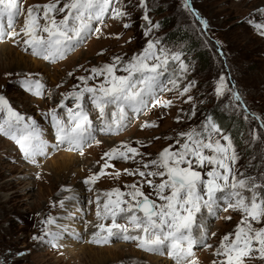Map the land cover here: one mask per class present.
<instances>
[{
  "label": "rangeland",
  "instance_id": "obj_1",
  "mask_svg": "<svg viewBox=\"0 0 264 264\" xmlns=\"http://www.w3.org/2000/svg\"><path fill=\"white\" fill-rule=\"evenodd\" d=\"M48 2L22 0V7L26 12L30 6ZM184 3L185 0H122L120 6L128 16L123 19L106 18L103 24L94 25L100 27L99 33L91 34L55 61L37 57L31 50L25 51L24 45L18 42L19 38L16 41L0 39V45L6 44L12 50L0 51V95L8 100L15 111L35 119L42 140L57 147L36 156L35 162H31L24 158L10 136L0 133V264H80L78 256L86 257L84 262L89 264V259H96L98 255L85 253L89 251V246H93L90 250H99L100 255L108 256L119 244H127L128 247L119 245L120 257L117 260L109 259L107 264H154L155 261L176 264L168 256L167 249L159 253L148 252L138 247L135 241L116 237H112L107 244L92 243L93 236L88 237L87 241L86 237L79 240L81 242L77 245L86 247L84 251H76L77 257L71 256L59 242L52 245L46 242L47 238L45 241L33 239L43 235L42 221L48 216L61 217L57 222L60 224L71 219V210L67 206L73 201L70 200L71 194L84 199L82 205L77 206H84L81 218L85 224L95 221L96 225L102 222L96 218L95 198L98 194L102 197V204L105 192L116 188L128 191L126 186L133 183L139 186L143 178L128 175L125 170L134 171L140 165L132 160H109L105 157L106 152L121 144L139 149L141 156H137V161L141 158L148 161L170 145H175V151L179 148L176 141L184 142L180 133L199 130L203 122L211 117L222 133L232 140L238 157L234 165L237 174L264 179V128L260 127L264 122V34L256 27L257 24H264V0H189V4L195 6V11L207 22L206 29L184 7ZM145 14L153 25H159L158 28L153 27L149 35H145L148 28L143 19ZM23 24L24 16H21L16 22V30L19 31ZM124 24L130 27L125 28ZM169 31L177 35L169 37ZM179 33L185 34L186 38ZM149 40H159L170 51L182 53L181 59L188 65L189 71L180 81V90L158 89L154 96H159L160 105L137 113L131 111L125 127L119 132H96L95 141L83 148V154L80 150H70L68 145L58 146L54 140L55 134L51 135L50 115L45 114L56 109L57 114L64 115L66 119L59 105L63 100L67 107L73 106L72 100H65L64 97L84 86L80 77L90 76L91 68L110 63L115 56L130 59L140 53ZM121 74L117 72V75ZM167 77L166 73L165 81ZM25 78L39 81L43 85V95L26 91L20 83ZM221 78L226 81L230 91L219 96L215 93V87ZM102 80L103 77H99L89 80L88 84H99ZM189 83L193 87L181 95L183 87ZM236 92L248 109L247 120L243 119L246 115L243 110L236 111L232 107L235 103L232 93ZM149 99L151 101L152 98ZM168 101L171 104L164 107L163 104ZM250 114L258 119H253ZM90 118L94 124H98L96 111L90 110ZM253 132L258 133L261 139H254ZM106 160L112 166L104 169L105 175L99 176L91 185L84 184L85 179L101 171ZM65 161L69 163L67 167L63 166ZM200 170L204 172L208 169ZM117 172L120 173L118 176L115 175ZM154 179L159 182V178ZM142 190L145 194L152 191L147 184ZM61 200H64L63 208L59 206ZM224 207L226 205L222 203L216 214L208 216L205 221L208 232L205 244L210 247L197 245L195 258L198 264H213V261L220 259L215 253L222 238L234 233L242 219L240 211L231 208L225 211ZM254 227H264V221L254 224ZM97 246H102L103 251ZM130 252L140 257L139 262H134L135 255L129 256ZM143 254H149L150 259ZM245 264H264V261L246 259Z\"/></svg>",
  "mask_w": 264,
  "mask_h": 264
},
{
  "label": "snow or ice",
  "instance_id": "obj_2",
  "mask_svg": "<svg viewBox=\"0 0 264 264\" xmlns=\"http://www.w3.org/2000/svg\"><path fill=\"white\" fill-rule=\"evenodd\" d=\"M121 3L122 0H49L43 5L30 6L25 12L22 0H0V38L14 41L19 38L18 42L24 45L25 51L31 50L37 57L55 61L91 34L99 33L100 27L94 25L103 24L106 18L123 19L128 16ZM184 7L191 11L189 0H185ZM21 16H24V24L17 31L15 25ZM143 19L148 24L145 35H149L153 27H159L158 24L153 25L147 14ZM203 23L206 27L207 22ZM123 26L130 27L129 24ZM256 27L264 34V24ZM181 57V52L170 51L159 40H149L140 53L128 60L115 56L112 62L91 68L90 76L79 78L84 86L64 97L65 100L70 98L73 106L67 107L63 100L59 105L66 119L59 116L56 109L45 114L50 115L58 146L66 144L70 150H80L83 154V148L95 141L96 132L111 134L125 127L128 110L137 113L160 105L161 100L154 93L158 89L180 90V81L189 71ZM117 72L123 74L117 75ZM99 77H103L99 84H88L89 80ZM20 83L26 91L43 95V85L39 81L25 78ZM192 87V83L185 85L180 94L188 93ZM225 91L230 89L221 78L215 93L222 96ZM232 97L235 101L233 109L243 110L246 113L243 119L247 120L248 109L240 94L232 93ZM170 104L168 101L163 106ZM90 110L96 111L98 124L90 118ZM250 115L258 119L254 114ZM260 127L264 128V122ZM0 133L16 142L26 160L35 162L36 156L45 152L46 144L36 120L15 111L3 95H0ZM179 135L184 139L183 143L179 139L176 141L179 148L174 151L175 145H170L148 161L142 158L137 161V156H141L139 149L128 144L113 147L105 153L109 160L136 162L140 166L134 171H125L143 180L139 186L136 183L127 185L128 191L116 188L103 193L102 204L101 195L96 196L97 220H110L111 223L94 225L98 231L93 233L92 243L107 244L116 237L135 241L138 247L148 252L159 253L167 249L176 264H198L193 250L197 245L210 247L205 244L208 236L205 221L208 216H214L223 203L226 205L223 210H238L242 219L234 233L222 238L215 253L220 259L213 264H245L246 259L257 258L264 261V227H254V224L264 221V179L237 174L234 165L238 157L232 140L222 133L211 117L199 130L192 129ZM252 135L254 139H261L256 132ZM110 166L106 160L101 171L83 183H95L99 176L105 175L104 169ZM200 169L208 170L202 172ZM154 178H159V182ZM144 184L152 189L151 193L145 194L142 190ZM246 192L249 195H245ZM59 206L64 207V200L59 201ZM42 225L43 235L33 239L45 241L47 238V243L55 245L63 226L52 216L44 219Z\"/></svg>",
  "mask_w": 264,
  "mask_h": 264
},
{
  "label": "bare ground",
  "instance_id": "obj_3",
  "mask_svg": "<svg viewBox=\"0 0 264 264\" xmlns=\"http://www.w3.org/2000/svg\"><path fill=\"white\" fill-rule=\"evenodd\" d=\"M10 50V52H12V50H11V48H10V46H8V45H6V44H3V45H0V51H5V50ZM26 62V61H25ZM38 65V64H37ZM38 69V68H37ZM44 142H45V144H46V148H45V152H50V151H52L53 150V148L54 147H56V146H54L53 144H51V143H49L48 141H46V140H43ZM50 145V146H49ZM57 148V147H56ZM10 150V149H9ZM56 150V149H55ZM42 155V154H41ZM40 155V156H41ZM39 156V157H40ZM66 156V155H65ZM67 156H69V157H71V155L70 154H67ZM67 159V158H66ZM69 161V160H68ZM63 162V161H62ZM61 162V163H62ZM66 163L63 165L64 167H67L68 166V164L69 163H67V161H65ZM62 165V164H61ZM55 166V165H54ZM59 166V165H58ZM62 171V170H61ZM60 171V172H61ZM28 184V183H27ZM29 188V190L31 189V187L29 186L28 187ZM69 198V197H68ZM73 199V201L70 203V204H67V206L69 207V209L71 210V219L69 220V221H63L61 224L60 223H58V224H60V225H62L63 226V228L65 229V231H62V232H60V235H59V237H58V240H57V242H59L62 246H64V247H66V249H67V251L69 252V254L71 255V256H75L76 255V257L78 256V252H76V251H78L79 249L80 250H85L84 249V247H86V246H78L79 244V242H81V241H79V240H81V239H83V238H85L86 237V241L88 240V237H91V236H93V233L94 232H96V231H98V229L96 228V227H94L93 228V226H94V224H95V221H94V223H90V222H88V221H86V222H88L87 224H85V221L81 218V217H83V214H84V211H83V207L82 206H77V205H79V204H81L82 205V203H81V201H84V199L82 198V197H80V196H78L77 194H71L70 195V200H72ZM66 204V203H65ZM68 210V209H67ZM73 211H74V213H73ZM69 212V211H68ZM80 212V213H79ZM82 215V216H81ZM76 217H79V218H76ZM85 217V216H84ZM60 218L61 217H59V218H56V220H57V222L60 220ZM88 219V218H87ZM64 220V219H63ZM92 227V228H91ZM92 238V237H91ZM78 244V245H77ZM119 245H121V246H125V247H128V245L127 244H119ZM119 245L118 246H115V247H117V249H115L114 251H113V254H110V255H108V256H105V255H100V252L101 251H99V250H90V249H93L92 247L93 246H89V248H87V249H89V251L88 252H85V253H87V254H89L90 256H93V255H96V253L98 254V255H96V259H93L92 257L89 259V261H90V263L91 264H107V262H108V260L109 259H111V260H117V258L118 257H120L119 255L120 254H118V252H119V248H121V247H119ZM97 247H99L101 250L103 249V248H101L102 246H97ZM103 251V250H102ZM92 254V255H91ZM130 254V255H129ZM128 255L129 256H134L135 255V259H134V262H139V258L140 257H138V256H136V254L134 253V254H132L131 252L129 253ZM82 255H84L83 254V252H82ZM89 255H87V259H88V256ZM127 255V256H128ZM143 255H145V257L149 260L150 259V256H149V254H143ZM83 257V256H82ZM155 258H157V259H159L158 257H155ZM85 259H86V257H85ZM85 259H83V258H81L80 256H78V260L80 261V264H85V262H84V260ZM160 260V259H159ZM165 261V260H164ZM167 261V260H166ZM89 263V264H90ZM155 263H157L156 261H155ZM154 263V264H155ZM157 264H167V263H165V262H158ZM169 264V263H168Z\"/></svg>",
  "mask_w": 264,
  "mask_h": 264
},
{
  "label": "trees",
  "instance_id": "obj_4",
  "mask_svg": "<svg viewBox=\"0 0 264 264\" xmlns=\"http://www.w3.org/2000/svg\"><path fill=\"white\" fill-rule=\"evenodd\" d=\"M195 7V6H194ZM191 13V12H190ZM192 14V13H191ZM193 15V14H192ZM195 17V16H194ZM162 22V21H161ZM179 34H183V33H179ZM167 35L169 36V37H175L177 34L174 32V31H169L168 33H167ZM184 35V39L186 38V36H185V34H183ZM215 40V39H214Z\"/></svg>",
  "mask_w": 264,
  "mask_h": 264
}]
</instances>
